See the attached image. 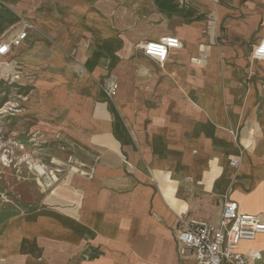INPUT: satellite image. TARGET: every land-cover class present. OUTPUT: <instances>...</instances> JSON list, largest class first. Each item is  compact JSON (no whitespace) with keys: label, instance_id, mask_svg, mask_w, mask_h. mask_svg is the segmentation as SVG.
Masks as SVG:
<instances>
[{"label":"crops","instance_id":"crops-1","mask_svg":"<svg viewBox=\"0 0 264 264\" xmlns=\"http://www.w3.org/2000/svg\"><path fill=\"white\" fill-rule=\"evenodd\" d=\"M74 5L79 9L69 14ZM55 6L51 16L70 30L67 36L49 30L42 69L48 90L34 104L35 129L78 167L67 168L13 219L0 248L26 252L27 264H179L180 218L216 225L228 197L264 222V212L239 203L249 192L242 185L252 176L261 181L264 161L254 83L255 60H264L251 54L264 37V0H59ZM236 8L250 11L249 20L233 27L227 16ZM224 18L235 30L217 42ZM46 19L43 27L51 28ZM23 28L27 37L4 56L14 51V60L28 65L40 42H26L23 26L10 39ZM165 34L181 47L163 64L137 48L133 55L138 41ZM69 65H77L71 82ZM104 74L117 85L109 99L97 87ZM248 247L261 252L250 264H264V233L239 249Z\"/></svg>","mask_w":264,"mask_h":264},{"label":"rangeland","instance_id":"rangeland-1","mask_svg":"<svg viewBox=\"0 0 264 264\" xmlns=\"http://www.w3.org/2000/svg\"><path fill=\"white\" fill-rule=\"evenodd\" d=\"M58 1L0 0V42L9 40L18 26L26 27L30 32L26 42L32 45L40 42L34 54L31 55L28 65L15 61L18 55H13V50L11 54L0 58V240L3 239L2 234L13 219L23 216L28 208L39 200L41 191L51 186L53 181L58 180L67 168L78 167L77 162L60 157L59 146L53 144L50 139H43V131L35 129L38 119L33 111L34 104L40 99L39 92L48 90L44 87L46 83L42 69L45 68L44 57L49 52L50 35L54 34L50 32L58 34L63 32L62 35L67 36L66 31L70 30L69 26L60 27L55 16H51L52 9L56 7ZM76 8L75 5L69 6L67 11L69 14H74L79 9L76 10ZM249 13L250 11L236 8L235 13L227 18L233 22V27H236V23H246L249 20ZM46 18L53 22L54 25H51V28L43 27L42 21L47 20ZM227 18L219 23L217 42L228 41V30H235L227 25ZM59 19L58 17L57 20ZM70 36L73 42L79 39V34L70 33ZM132 50L134 56L139 55L134 45ZM251 54L247 55V60ZM255 61L260 70L257 71L254 83L257 94L260 96V104L264 107V61ZM76 69L77 65L68 66L65 76L67 82L76 79L78 76ZM107 77L108 75L104 74L96 78L99 96L103 93L105 99H109L105 89L112 83L107 80ZM49 78L50 76L47 79ZM262 107L257 116V123L262 129L258 136L264 144ZM55 159L59 162L57 163ZM35 163L44 166V172H39L34 167ZM260 165L259 177L261 181H264V161H261ZM250 180L242 185L243 190L249 191L248 193L257 184L253 176ZM262 188L264 189V185ZM0 245L2 246V243ZM0 264H27L26 252H8L2 247L0 248Z\"/></svg>","mask_w":264,"mask_h":264},{"label":"built area","instance_id":"built-area-1","mask_svg":"<svg viewBox=\"0 0 264 264\" xmlns=\"http://www.w3.org/2000/svg\"><path fill=\"white\" fill-rule=\"evenodd\" d=\"M26 37L27 30L23 28L9 41L0 42V57ZM135 46L144 55L163 64L172 50L181 47V42L177 37L165 34L156 40H140ZM252 57L264 60V37L254 46ZM116 88L115 83L109 84L105 89L107 98L115 95ZM230 164L235 165L236 161L231 160ZM238 207L237 201L224 197L216 225L180 218L174 233L179 264H250L259 259V250L248 247L242 252L239 246L242 241H251L257 234L264 233V222L254 214L240 212Z\"/></svg>","mask_w":264,"mask_h":264},{"label":"bare ground","instance_id":"bare-ground-1","mask_svg":"<svg viewBox=\"0 0 264 264\" xmlns=\"http://www.w3.org/2000/svg\"><path fill=\"white\" fill-rule=\"evenodd\" d=\"M55 161L57 163L59 162L56 159H55ZM34 167L39 172H44V166L35 163ZM72 171H74V170H72ZM263 185H264V181H260L251 190L250 193L242 195L241 199H239L241 209L250 211V212L255 213V214H257L259 212H264V190L262 188Z\"/></svg>","mask_w":264,"mask_h":264}]
</instances>
